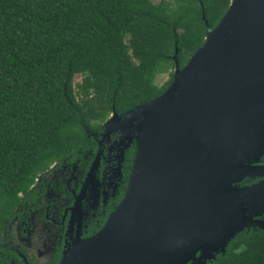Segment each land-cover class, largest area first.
<instances>
[{"label":"water","instance_id":"water-1","mask_svg":"<svg viewBox=\"0 0 264 264\" xmlns=\"http://www.w3.org/2000/svg\"><path fill=\"white\" fill-rule=\"evenodd\" d=\"M205 19V16H203ZM167 90L103 123L137 140L123 201L61 264H208L246 228L264 231V0H232Z\"/></svg>","mask_w":264,"mask_h":264},{"label":"trees","instance_id":"trees-1","mask_svg":"<svg viewBox=\"0 0 264 264\" xmlns=\"http://www.w3.org/2000/svg\"><path fill=\"white\" fill-rule=\"evenodd\" d=\"M231 2L0 0V233L89 131L163 94L176 50L184 68ZM208 264H264V231L238 234Z\"/></svg>","mask_w":264,"mask_h":264},{"label":"flooded vegetation","instance_id":"flooded-vegetation-1","mask_svg":"<svg viewBox=\"0 0 264 264\" xmlns=\"http://www.w3.org/2000/svg\"><path fill=\"white\" fill-rule=\"evenodd\" d=\"M119 115L128 117L127 112ZM103 123L99 131H89L75 155L36 178L18 215L0 233V264H61L74 243L98 233L123 201L137 140L127 132L106 135ZM259 147L263 151L251 164L264 167V140ZM261 182L264 177H245L235 186ZM262 219L264 215L256 218ZM258 230L249 227L243 232Z\"/></svg>","mask_w":264,"mask_h":264},{"label":"rangeland","instance_id":"rangeland-1","mask_svg":"<svg viewBox=\"0 0 264 264\" xmlns=\"http://www.w3.org/2000/svg\"><path fill=\"white\" fill-rule=\"evenodd\" d=\"M160 1L161 0H154V2H156V3H159ZM169 78H170L169 75H161L157 78L156 83L158 86H162L169 80ZM81 80H82V77L80 75H76L74 78L75 83H79V82H81Z\"/></svg>","mask_w":264,"mask_h":264}]
</instances>
